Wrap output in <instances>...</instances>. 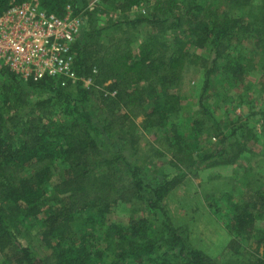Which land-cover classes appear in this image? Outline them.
<instances>
[{"label":"trees","instance_id":"1","mask_svg":"<svg viewBox=\"0 0 264 264\" xmlns=\"http://www.w3.org/2000/svg\"><path fill=\"white\" fill-rule=\"evenodd\" d=\"M23 1L0 0V15ZM145 1H152L150 13L125 19L126 25L135 28L145 24L154 37L182 29L192 45L209 48V59L190 53L178 37L168 57L154 38L142 43L137 53L127 36L113 37L101 46L96 42L97 32L85 33L83 26L75 45L79 81L74 88L62 87L60 80L52 78L24 81L0 66V254L10 264H212L201 250L192 247L187 227L172 224L164 202L174 180L155 173L156 178L147 182L144 170L129 163L121 169L124 156L117 151L114 157L105 159L97 139L122 129L125 120L142 118V130H163L158 151L175 169L233 164L243 150L238 147L228 158L225 142L234 136L241 138L243 132L250 137V131L242 127L228 135L219 133L220 149L214 154L195 155L190 141L171 123V117L182 109L181 99L172 89L182 79L186 66H203L205 91L222 51L232 41L249 36L251 25L204 2L186 7L179 0L112 3L124 16ZM80 4L76 0H40L44 11L59 17L65 15L68 5L78 15ZM261 13L260 29L252 33L264 53V6L258 17ZM223 69L232 80L239 81L245 66L230 56ZM88 78L93 86L108 84L98 97L107 117L101 127L86 109L92 89L83 80ZM36 92L51 97L31 102ZM145 97L151 101L149 108L145 107ZM56 106L58 112L54 111ZM55 168H61L62 178L51 188ZM251 196L254 210L261 212L262 227H256L258 217L253 209L235 207L227 226L237 235L229 246L240 247L237 240L241 236L260 231L261 253L249 254L243 264H264V188L254 190ZM125 197L145 202L149 210L146 216L130 218L125 225L109 223L112 207ZM42 214L46 217L45 237L56 239V245L48 244L52 253L45 262L29 246L20 244L15 221L17 215L37 218ZM81 214H86L82 219L86 229L104 230L105 248H90L81 237L83 233L79 236L72 232L71 224Z\"/></svg>","mask_w":264,"mask_h":264},{"label":"rangeland","instance_id":"2","mask_svg":"<svg viewBox=\"0 0 264 264\" xmlns=\"http://www.w3.org/2000/svg\"><path fill=\"white\" fill-rule=\"evenodd\" d=\"M76 1L81 3L78 15L83 21L85 33L97 32L96 42L101 46L113 37L127 36L133 40V48L137 53L142 43L154 38L162 54L168 57L174 51L175 39L178 37L187 44L190 53L205 59L211 56L208 47L197 48L192 45L182 29L167 31L154 37L149 26L145 24L135 28L125 24V19L130 21L147 16L152 9V1L141 3L124 16L114 10L112 0ZM179 1L182 6L184 4L183 7L192 2H204L218 12L251 25L249 36L245 35L232 41L230 46L222 51V59L219 60L205 91L203 66H186L182 79L172 89V92L180 97L182 109L171 117V123L177 127L184 139L190 141L195 155L214 154L222 146L219 144V133L228 135L233 130L245 127L250 131V137L243 132L241 138L234 136L225 142L224 146L228 158L238 147L243 152H240L237 160L230 165L196 167L191 170L175 169L169 158L158 151V141L162 138L163 130H142V118L135 121L125 120L122 129H115L107 136H99L97 140L105 159L114 157L117 151H120L124 156V162L119 164L121 169L129 163L144 170L143 176L147 182L155 177V173L165 174L174 180L164 204L172 224L187 227L193 248L201 250L212 264H243L249 254L261 253L259 240L263 234L260 231H252L237 240L240 247L229 246L237 234H232L227 225L231 222L235 207L254 210L251 194L254 190L264 188V53L262 48L258 47L257 35L252 33L253 29H260L258 22L263 13L259 17L258 13L264 6V0ZM230 56L237 58L245 66L239 81L232 80L223 69L225 59ZM91 85V97L86 109L96 125L101 127L107 117L98 97L108 84L102 87ZM50 97L48 93L36 92L31 95V102ZM150 106L151 101L146 98L145 107ZM59 110V106L54 109L56 112ZM123 113L124 111H121L120 115ZM60 118L64 120L63 116ZM61 178V168H55L50 187ZM147 211L149 210L145 202L125 197L112 207L107 220L109 223L125 225L130 218L146 216ZM260 213L259 209L254 210L255 216L258 217V229L262 227ZM85 215L76 217L71 224L72 232L79 236L83 233L81 237H85V242L90 248H105L107 243L103 241L104 230L86 229L82 226ZM45 218L44 214L37 218H24L21 215L15 217L18 241L24 246H29L33 254L44 262L52 253L49 245H56V239L44 235ZM0 264L10 263L0 254Z\"/></svg>","mask_w":264,"mask_h":264},{"label":"built area","instance_id":"3","mask_svg":"<svg viewBox=\"0 0 264 264\" xmlns=\"http://www.w3.org/2000/svg\"><path fill=\"white\" fill-rule=\"evenodd\" d=\"M82 27L70 5L59 17L44 11L40 0H24L0 15V66L24 81L52 78L74 88L79 81L75 45ZM83 82L89 87L92 80Z\"/></svg>","mask_w":264,"mask_h":264}]
</instances>
